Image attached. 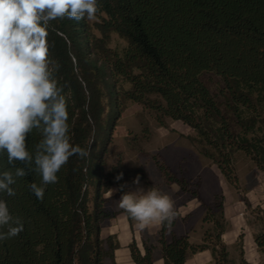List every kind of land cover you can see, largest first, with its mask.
I'll return each instance as SVG.
<instances>
[{
  "label": "trees",
  "instance_id": "1",
  "mask_svg": "<svg viewBox=\"0 0 264 264\" xmlns=\"http://www.w3.org/2000/svg\"><path fill=\"white\" fill-rule=\"evenodd\" d=\"M97 2L95 19L57 18L47 29L49 58L60 66L55 78L68 97L71 143L91 144V153L71 156L40 200L30 189L31 183L41 185L31 170L35 165L15 161L14 167L7 152H0V173L28 172L11 186L15 196L0 192L10 214L24 225L18 236L0 240V264H116L120 244L114 235L102 237V225L119 213L132 226L136 221L122 209L111 211L112 198L106 194L116 186L120 199L137 175L148 189L154 187L143 167L128 170L120 160L106 171L113 132L130 104L152 113L159 127L168 128V120L190 127L195 134L187 139L232 186L239 187L238 154L249 157L264 175V0ZM114 35L125 45L113 47ZM204 74L220 79L217 95L203 81ZM41 139L35 129L27 135L33 155ZM153 158L168 184L199 198L192 182ZM175 212L170 225L161 223L157 244L144 240L143 252L135 240L130 244L135 264H154L157 247L164 264H186L206 250L215 264H250L242 251L238 263L230 258L221 197L206 208L201 244L176 234L180 215ZM256 242L264 250V232ZM238 245L242 249V237Z\"/></svg>",
  "mask_w": 264,
  "mask_h": 264
},
{
  "label": "clouds",
  "instance_id": "2",
  "mask_svg": "<svg viewBox=\"0 0 264 264\" xmlns=\"http://www.w3.org/2000/svg\"><path fill=\"white\" fill-rule=\"evenodd\" d=\"M97 11V0H0V152H7L14 167L15 161L35 165L31 170L41 177V185L31 183L30 189L40 200L45 186L58 181L57 173L71 156L85 158L91 153V144L82 148L71 143L68 97L55 78L60 66L49 58V22L64 17L93 20ZM33 129L42 136L34 155L26 145ZM26 175L25 168L0 173V192L15 196L11 186ZM122 178V172L115 177ZM132 183L136 190L124 192L118 207L141 230L154 223L170 225L176 217L170 196L155 187L140 188L139 175ZM23 228L21 219L13 217L6 201L0 200V240L18 236Z\"/></svg>",
  "mask_w": 264,
  "mask_h": 264
},
{
  "label": "rangeland",
  "instance_id": "3",
  "mask_svg": "<svg viewBox=\"0 0 264 264\" xmlns=\"http://www.w3.org/2000/svg\"><path fill=\"white\" fill-rule=\"evenodd\" d=\"M124 45L122 40L113 36V47ZM202 79L212 93L217 95L220 79L213 74H204ZM167 123L168 128L159 127L152 113L139 104H130L113 132L106 171L120 160L128 170L133 171L137 167H143L151 184L172 199L174 209L180 215L178 221L183 219L178 210L179 205L195 200L194 203L188 204L187 211L191 212L195 223H198L203 216L201 242H193L190 234H184L189 235L195 244L202 243L207 228L204 223L206 208L213 205L216 196L223 199L224 209L228 199L227 203H232L231 206L237 202L241 203L244 210L240 213L243 216L261 220L264 216V209H258L259 206L256 205L254 196L260 198L264 195V175L252 160L242 153L236 156L235 166L239 187H234L220 174L218 167L202 157L187 139L188 136L195 134L190 127L179 121L168 120ZM154 156H158L159 160L167 164L179 178H186L192 182L193 187L199 191V198H193L183 192L176 183L168 184L164 180ZM131 185L135 184L129 183L128 191H130ZM139 187L148 190L142 182L139 183ZM113 189L118 188L114 186ZM117 194L111 197L112 200L109 203L111 211H116V201L119 200ZM182 212L185 213L186 210L182 209ZM261 223L263 222L261 221ZM159 234L149 243L157 244ZM156 250L160 251V249L158 247L155 249V255Z\"/></svg>",
  "mask_w": 264,
  "mask_h": 264
},
{
  "label": "crops",
  "instance_id": "4",
  "mask_svg": "<svg viewBox=\"0 0 264 264\" xmlns=\"http://www.w3.org/2000/svg\"><path fill=\"white\" fill-rule=\"evenodd\" d=\"M136 188L137 186L135 185H131L129 187L130 191H135ZM144 190L147 191L146 189ZM117 192L118 189H116V191L112 194L109 192L106 197H114ZM254 199H256V205L259 206L260 209H264V195L260 198L254 196ZM118 201L119 200L116 201V204ZM194 201L195 200H191V202L189 201L190 203L187 202L186 204L190 205L191 203H194ZM227 202L228 199L225 202L224 212L229 226L226 233L223 235V240L228 246L230 258L238 263L240 259V253L242 251L243 259L246 262L250 264H264V250L260 249L256 242V236L264 232V223H261V220L257 218L254 219L243 216V214L240 213L242 210H244V207L240 205L241 203L237 202L235 205L231 206L232 203L228 204ZM186 204L179 205L178 207L183 219L176 223L174 228L175 232L178 235H184L188 233L190 234L193 242H201L203 216L198 223H195L193 216L190 214L191 212L189 210L187 211L189 205L187 206ZM182 209L186 210V212H182ZM120 210L121 209L118 207V205H116V211L120 212ZM160 229L161 223H154L141 230L137 222H135L132 226L127 215L124 213H119L116 217L110 218L103 223L101 234L103 238H107L111 235L117 237L120 247L115 251L116 264H135L129 248L130 244L135 240L143 252V241L145 240L149 242L153 240L158 236ZM240 237H242V249L238 245ZM107 264L112 263L108 262ZM154 264H164V260L159 250H156ZM186 264H215V262L211 252L206 250L189 257L186 261Z\"/></svg>",
  "mask_w": 264,
  "mask_h": 264
}]
</instances>
